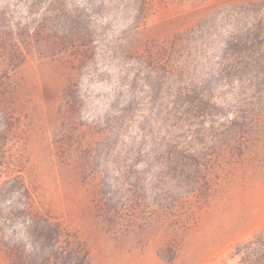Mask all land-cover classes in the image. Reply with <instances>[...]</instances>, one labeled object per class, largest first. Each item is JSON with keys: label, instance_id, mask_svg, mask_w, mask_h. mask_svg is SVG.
<instances>
[{"label": "rangeland", "instance_id": "obj_1", "mask_svg": "<svg viewBox=\"0 0 264 264\" xmlns=\"http://www.w3.org/2000/svg\"><path fill=\"white\" fill-rule=\"evenodd\" d=\"M254 5L0 0L2 180L24 181L59 248L83 264H244L237 248L264 231V65L209 90L201 77ZM177 37L174 68L154 73ZM24 202L2 205L10 236H25Z\"/></svg>", "mask_w": 264, "mask_h": 264}, {"label": "trees", "instance_id": "obj_2", "mask_svg": "<svg viewBox=\"0 0 264 264\" xmlns=\"http://www.w3.org/2000/svg\"><path fill=\"white\" fill-rule=\"evenodd\" d=\"M250 11L254 14V18L252 22L246 26V30L244 31L243 27L238 26L239 34L237 36L225 38L223 44L217 48L221 58H213L208 80H205L203 75L201 77V86H203L205 90L212 86H218L216 77L218 75L222 77L228 75L232 66L237 63L241 64V67L247 70L251 67L256 68L257 66L264 65V57L259 58L255 56L257 51L264 48V5H254L253 8H250ZM213 21L214 18L206 20L199 24V27L207 29L208 33L214 24ZM198 38L199 39H196V45L212 46V44L202 40V34H198ZM176 39L170 47L161 49V56H159L160 60L155 61L156 67H153L154 73L159 74L162 70L168 73L174 68V63H172L171 58L177 53L176 48L184 44L189 38L185 40L184 37H177ZM149 54L151 58H156V56H154L155 53ZM11 193H17L25 197L22 213L28 215V222L25 225L24 238L10 236L5 230V226H8V222L13 219L11 215L15 214L12 210L5 211L2 208L8 194ZM0 231V239L4 247L8 250L11 264H45L51 260L62 264L73 263L74 260L71 255L74 253L80 255V257L77 258L79 260L74 262L75 264H83L87 261V254L81 252L80 248L66 250L57 246V242L62 233L60 226L51 218L43 215L35 207L34 200L20 177H10L2 180L1 171ZM246 247L247 248H237L235 252V255L241 256V263L264 264V231L256 235L253 240L246 244Z\"/></svg>", "mask_w": 264, "mask_h": 264}]
</instances>
